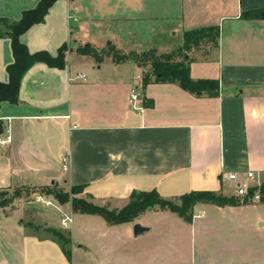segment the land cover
<instances>
[{
    "label": "crops",
    "instance_id": "1",
    "mask_svg": "<svg viewBox=\"0 0 264 264\" xmlns=\"http://www.w3.org/2000/svg\"><path fill=\"white\" fill-rule=\"evenodd\" d=\"M37 1L0 0V16L18 19ZM257 7L264 0H55L23 31L31 52L71 47L64 67L37 61L25 71L19 102H0V140L8 137L0 141V264H264V218L225 210L238 203L197 201L190 219L154 205L108 223L42 189L83 183L77 195L119 208L132 190L230 191L233 170L264 180V17L241 16ZM207 25L218 27L216 43L205 37L185 57L191 77L219 80L216 95L143 84L144 64L102 50L169 52L184 30ZM84 44L100 57L78 51ZM12 60L10 38L0 35V80ZM148 210L170 219L167 252L125 247L154 229L142 222ZM135 222L145 229L134 234Z\"/></svg>",
    "mask_w": 264,
    "mask_h": 264
},
{
    "label": "trees",
    "instance_id": "2",
    "mask_svg": "<svg viewBox=\"0 0 264 264\" xmlns=\"http://www.w3.org/2000/svg\"><path fill=\"white\" fill-rule=\"evenodd\" d=\"M55 0H38L33 7L25 8L21 11L18 19L0 16V35H7L10 38V45L13 60L6 65L8 79L0 80V102L7 100L19 102L18 89L21 78L25 71L35 62L42 61L49 66L64 67L66 54L70 49V42H63L55 54L46 49L29 51L27 45L20 40V34L33 23L43 21L49 6ZM241 16L245 18L264 17V7L243 10ZM218 27L214 25L193 27L184 30L183 43L181 46L169 51L157 53L154 48L140 51H130L129 53L119 52L112 45H109V52L114 60L119 61L125 58H132L137 63L149 61L151 71H146L142 75V83L149 80L173 81L184 89L200 95H216L219 90V80L215 77L193 78L189 72V64L185 57L186 50L200 40L208 37L216 43ZM81 52H90L97 58L100 57L98 51L89 44L77 46ZM140 59V60H139ZM153 75V77H151ZM3 130L0 119V132ZM84 184H72L68 190L62 189L58 184L52 183L42 188L46 193L52 194L60 202L69 201L71 208L75 211L96 213L101 215L108 223H119L131 221L137 217L148 205L161 209H168L176 212L186 219L192 216V207L197 201H209L217 204H236L237 199L221 191L210 189H195L179 195L165 197L160 195L155 189L132 190L129 199L121 207H108L106 204L95 203L83 196L77 195L84 188ZM261 200L264 201V180L260 186Z\"/></svg>",
    "mask_w": 264,
    "mask_h": 264
},
{
    "label": "rangeland",
    "instance_id": "3",
    "mask_svg": "<svg viewBox=\"0 0 264 264\" xmlns=\"http://www.w3.org/2000/svg\"><path fill=\"white\" fill-rule=\"evenodd\" d=\"M109 45L111 46V44ZM109 45L103 48L102 50L105 52L108 51ZM129 52H123V53H129ZM140 62H142V64L145 65L147 71H151V65L149 61L141 60ZM151 77H153V75H151ZM228 189L230 191H223L222 193L234 197L235 199L240 201V203L234 205V207L232 208L226 207L225 210L233 211L236 214H238L240 217H244L246 218V220L251 221L252 223L256 221L257 216H262L264 218V203L260 201L252 202L251 201L252 199L247 196H243V197L237 196L234 193L235 192L234 185L232 187H228ZM256 200H261V195L260 198ZM167 217H168L167 215H162L161 212L159 213V212H154L153 210H148L142 222L153 225L154 229L145 234L138 235L137 237H133L130 242H127L125 244V247H129L130 249H138L142 247L148 250H158L160 252H167L168 250H170L171 245L169 244L168 241L170 236L167 235L169 232L165 231L164 233L162 231L164 228H167L168 225L170 226L169 224L170 219Z\"/></svg>",
    "mask_w": 264,
    "mask_h": 264
},
{
    "label": "built area",
    "instance_id": "4",
    "mask_svg": "<svg viewBox=\"0 0 264 264\" xmlns=\"http://www.w3.org/2000/svg\"><path fill=\"white\" fill-rule=\"evenodd\" d=\"M76 19L75 17H73ZM131 99L133 101L138 100L141 96V94L133 88L131 91ZM8 138V137H7ZM1 139V142L6 141V139ZM63 168H65V164H63ZM227 177L231 179L234 182V189H235V194L237 196L243 197V196H250L251 199L256 200L260 198V189L259 186L262 182L261 179V174L260 172H257L253 169H247L243 172V176L240 177L238 171H229L227 172ZM38 198L43 200L46 203H49L50 200L45 198L42 195H38ZM71 220L70 215L64 214L61 217V223L62 225H67L69 221Z\"/></svg>",
    "mask_w": 264,
    "mask_h": 264
},
{
    "label": "water",
    "instance_id": "5",
    "mask_svg": "<svg viewBox=\"0 0 264 264\" xmlns=\"http://www.w3.org/2000/svg\"><path fill=\"white\" fill-rule=\"evenodd\" d=\"M147 207L150 208L151 205H148ZM144 229H145V226L141 225L139 222H135V223L133 224V233H134V234L140 233V232H142Z\"/></svg>",
    "mask_w": 264,
    "mask_h": 264
}]
</instances>
